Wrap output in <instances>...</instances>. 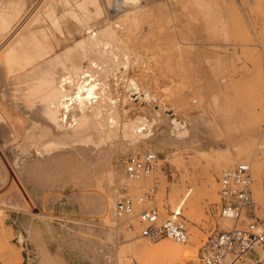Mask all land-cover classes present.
Returning a JSON list of instances; mask_svg holds the SVG:
<instances>
[{"label": "bare ground", "instance_id": "6f19581e", "mask_svg": "<svg viewBox=\"0 0 264 264\" xmlns=\"http://www.w3.org/2000/svg\"><path fill=\"white\" fill-rule=\"evenodd\" d=\"M170 1L159 7H148L142 0H88L91 18L87 23L82 15L88 5L79 1L60 3L64 9L59 12L60 4L39 0L33 2V11L29 9L26 12L28 0H0V81L3 77L6 84L11 85H6L7 88L3 90L0 84V97L10 101L16 112L23 114L20 118L25 124L23 132L19 131L10 122L11 118L5 119L0 113V124L7 136L3 145L6 148L12 146L15 167L25 181L28 174H42L53 183H64L65 190L79 188L80 183H85L86 188H98L95 192L87 190L90 191L88 193L84 189V194L96 210L94 217L90 218L92 223L100 226L106 236L105 242L101 243L108 244L107 251L109 248L111 251L99 253L101 249L93 246V258L88 255L85 257H89L91 264H131L127 262L129 256L130 259L137 257L140 264H203L198 249L204 241L202 238L206 237L197 225L192 227L193 235L187 242L168 237L159 242L137 240L133 231L135 227L130 225L131 219L116 213L121 186L125 184L136 190L143 182L159 175L163 182L162 190L165 191L166 174L164 162L160 164V160L166 159L160 157L158 169L140 181L128 180L122 173V165L114 160L115 155L121 152L139 151L146 146L158 153V144H154V141L159 139L160 133L157 132L162 125H170L172 134L184 144L198 142L200 132L205 131H208V137L218 143H233L235 153L224 148L219 153L214 170L207 171L209 188L206 192H211L213 198L217 199V173L222 168L233 167L238 161H246L254 174L256 202L264 205V130L261 131L259 127L260 118L256 109L246 116H235L230 110H224L225 114H221L219 109L213 108L203 113L199 108H206V105L201 94L199 99L192 98L194 104L198 102L200 105H196L199 113L193 115L185 110L184 118H180L176 105L164 102L162 95L155 90V85H149L154 81L149 83L139 77L138 71L143 61L137 57L139 53L132 44L131 33L138 30L143 15H158L160 8L168 6ZM104 4L107 5L106 9L116 12L117 17L109 18L99 26L97 20L105 16ZM25 12L26 15L31 13L26 16ZM70 21L74 22L76 31L82 36L62 47L69 40L68 35L73 36L74 33ZM190 25L191 31H194L196 26L193 22ZM210 30L220 33L221 37L226 35L228 30L222 16L215 17ZM107 53L112 54L113 58L108 59ZM154 100L158 104L148 114L130 115L131 105L140 106L141 102L150 104ZM120 131L123 136L119 138ZM113 141H117L114 146ZM260 150L263 152L261 155ZM100 152L103 153L101 158ZM6 183L5 170L0 164V185ZM80 194L72 192L67 200L77 207L75 214L86 209V201ZM171 200L176 212L185 208L187 214L199 222V205L197 207V203L192 201L187 205L181 202L179 188L173 189ZM8 212L22 214L19 219L24 230L19 232L23 234L24 241L21 244L28 241L32 245L35 238L41 239L36 236L38 233L47 240L56 241L59 252L55 251L51 256L44 253L40 264H69L66 258L67 262H62L59 254L86 251L90 247L88 239L93 241L91 236L64 231L51 219L29 212L17 191L9 189L0 200V247L6 246L15 231L14 226L6 222ZM62 218L83 220L77 215H62ZM123 223L128 226L124 228L122 238L119 226ZM233 224L231 220L222 221L223 226ZM71 236H78L82 241L72 242ZM139 237L144 238L141 235ZM23 248V245L13 247L9 253L12 264L23 262ZM257 253L264 258V250ZM33 259L30 257V262ZM226 264H238V260L230 256Z\"/></svg>", "mask_w": 264, "mask_h": 264}, {"label": "rangeland", "instance_id": "374dc122", "mask_svg": "<svg viewBox=\"0 0 264 264\" xmlns=\"http://www.w3.org/2000/svg\"><path fill=\"white\" fill-rule=\"evenodd\" d=\"M36 1L38 2L39 0H28V9L26 12H28L29 9V11L34 10L33 6ZM49 1L54 3V5L68 2H82L88 5L84 10L85 14L82 15V19L84 22L88 23L91 18L88 14V8L90 7L89 2H87L88 0ZM142 1L144 3L146 2L147 4H145L148 7H159L168 2V0ZM61 4L58 6L59 12H62L64 9V6ZM104 5L105 16L97 20L99 26L103 25L106 20H109V18L114 19L117 17L116 12L109 10V8L106 9L107 5ZM158 12V15L155 14L154 16L143 15L140 20L141 23L139 22L138 30L135 29V31L131 33V38L133 40L132 44L137 48L139 53L137 57H141L143 61L141 62L143 66L139 67V77L143 81L149 83L150 81H154L155 83L151 82L149 85H155V90L162 95L164 102L170 105H176L175 107L178 110V116L180 118H184L185 110L193 115L199 113L196 105H200L198 102L194 104L192 98L199 99V95L203 94V101L205 102L206 108H199L203 113L208 112L207 109L213 108V110L219 109V113L221 114H225L224 110H230L233 111L235 116H246L256 109L257 115H259L260 118L259 127L261 131H263L264 0H172L168 6L163 7V9L160 8ZM30 13L31 12H29V14ZM218 15L222 16L223 20L226 21V27L228 30V32H226L227 36L222 35L221 37L220 33L210 30L211 22H213ZM191 22L196 26L194 31H191L190 29ZM69 25L71 29L74 30V33L73 36L68 35L69 40L64 43L62 47L69 42H74L75 39H79L82 36V34L76 31L73 21H70ZM158 28H161V30ZM106 57L110 59L111 57L113 58V55L107 53ZM169 68H171V70ZM142 69L144 71L146 70L148 73L146 71V73H140L143 71ZM155 73L157 76H155ZM153 75L155 78L151 77ZM248 77L252 78L250 79ZM1 79L0 84H2L3 90L11 86L10 84H6L3 77ZM162 81L167 85L164 86ZM160 82H162L161 85H159ZM177 82H179V84ZM6 85L7 87H5ZM171 87H173V89H170ZM157 104L158 101L154 100L150 104L141 102L140 106L131 105L129 108L130 115L135 116L141 113L148 114ZM12 106L13 105L10 101L8 102L0 97V113L5 119L7 117H9V119L11 118L10 122H12L19 131L23 132L25 124L20 118L23 117V114L16 112L14 106ZM158 130L157 133H160L159 139L154 141V144H158L157 151L160 157L166 159L165 161L160 160V164L164 162L163 164L166 174L164 182L166 189L165 191L162 190L161 185L163 182L159 175L152 177V179H149L147 182L156 184L157 186L155 199L160 209L161 216L162 218H170L172 217L171 215L176 212L171 199L173 197V189L177 187L181 191V202H185V205H187L189 201H192L197 203V207L199 205L197 209L199 222L192 219L187 214V209L182 208L177 211L179 214L177 217H182L186 220L190 232L189 238L193 235L192 227L197 225L203 233V236L207 239L210 231L214 229L215 226H223V220L214 218V211L216 210L220 197L218 195V198L214 199L211 192H206V189L209 188L206 181L207 171L214 170L219 153H221L224 148H228L235 153L233 143L229 145L222 141L218 143L211 139L210 136L208 137V131L204 130L205 132H200V140L198 142L191 141L189 142L190 144H184L178 141L172 134L170 125H162ZM120 136H123L122 131H120L119 138ZM6 137V132L0 124V164L4 168L7 178V183L0 185V200L6 191L14 189L23 199L25 208L29 210V212H32L37 216L41 215L48 220L51 219L50 221L61 226L64 231L84 233L85 235L93 237V241L88 239L90 247H87L88 249L86 251H78L73 254H70L69 252L66 254L63 253L64 255L62 253L59 254L61 256L60 260L63 259L61 260L62 262H65L67 259L69 264H91L89 262V257H85L88 255L90 258H93L95 253L93 246L101 249L99 250V253L102 252L104 254L105 252L106 254L111 251V248L107 251L106 246L108 244H103L105 242L103 240H106L104 232L99 228L100 226L97 227L98 225L92 223V220L90 219L94 217L96 210L92 207L91 202L87 200L88 198L86 194H84L86 193L84 189L86 191L92 190L91 192H95L98 188L95 186L86 188L84 186L85 183H80L78 185L79 188H68L65 190L64 183H53L47 179V176L42 174H28L27 180L25 181L19 175V172L15 167L13 152L11 149L12 146L9 145L6 148L3 145ZM115 144H117V141H113V146ZM148 148L150 147L146 146L139 151L128 150L123 153L121 152L119 155H115L114 160L116 159L117 161L115 160V162L122 165L119 158L121 155L128 153L143 154ZM172 150L174 152L171 153ZM104 152L105 151H103V153ZM103 153L100 152V158ZM259 154L261 155L263 152L260 150ZM239 162L242 161H238V163ZM236 164L237 163L234 165ZM121 168L122 173H124L123 165ZM224 169L225 168H222L219 173H217L216 179L218 184L219 177ZM252 178H254L253 171ZM254 182L255 180L253 179V205L251 209L260 218L264 219V205L258 204L254 197ZM90 191H87V193ZM132 191L133 193L136 192V190L133 189ZM72 192H76L78 195L81 193L80 196L86 201V209L81 213L75 214L74 211H76L77 207L67 201ZM89 205H91V207ZM62 215H77L79 219L83 220H70L68 218H62ZM21 216L22 214L17 212H8L6 222L11 223L14 226L15 231L6 246L0 247V264L13 263L9 257V253L12 252L14 246H24L22 249L24 260L23 262L19 261L17 264H40L44 253L45 255L49 254V256H51L55 251L57 252L59 250L56 247V241L54 239L47 240L46 238L41 237L39 233L36 234V236H39L41 239L35 238L32 245L28 241L21 244L20 242L24 241L23 234L19 232L24 230V227L21 225V220L19 219ZM84 220L87 222H84ZM130 225L135 227L133 231L135 232L137 240L144 239L147 241L146 238L139 237L141 235L140 226L136 217L132 219ZM127 226V223H123L119 226L122 238L124 236L123 230ZM163 238L167 237H161L155 240V242H159ZM71 239L72 242L82 241L78 236H71L70 240ZM206 239L202 238L204 241L201 242L198 249L200 259L202 256V247ZM46 241H50L49 244ZM32 248L34 250L33 252H31ZM30 257L34 258L32 262H30ZM131 259H135V261H132ZM131 259L129 256V261L127 260V262L131 264H140L137 257Z\"/></svg>", "mask_w": 264, "mask_h": 264}, {"label": "built area", "instance_id": "2783aa9c", "mask_svg": "<svg viewBox=\"0 0 264 264\" xmlns=\"http://www.w3.org/2000/svg\"><path fill=\"white\" fill-rule=\"evenodd\" d=\"M159 159V154L151 149L143 154L120 156L125 176L132 181L150 177L158 169ZM252 182V167L246 161L222 171L219 177L220 200L214 218L231 220L234 224L217 225L210 231L202 247L203 264H226L230 256L236 257L238 264H264V258L257 253L264 250V219L251 209ZM132 189L128 184L122 186L116 204L118 216L130 218L131 222L136 217L141 236L150 241L165 236L178 242H187L190 232L184 218L177 217V212H174L177 215L175 217L172 214L170 218H162L155 199L156 184L143 182L135 193Z\"/></svg>", "mask_w": 264, "mask_h": 264}, {"label": "crops", "instance_id": "0c3cea01", "mask_svg": "<svg viewBox=\"0 0 264 264\" xmlns=\"http://www.w3.org/2000/svg\"><path fill=\"white\" fill-rule=\"evenodd\" d=\"M11 224V223H10Z\"/></svg>", "mask_w": 264, "mask_h": 264}]
</instances>
